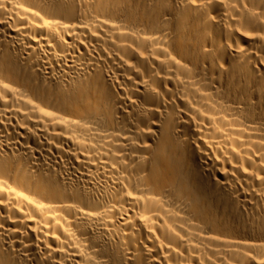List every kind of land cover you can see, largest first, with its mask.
I'll use <instances>...</instances> for the list:
<instances>
[{
    "label": "bare ground",
    "instance_id": "6f19581e",
    "mask_svg": "<svg viewBox=\"0 0 264 264\" xmlns=\"http://www.w3.org/2000/svg\"><path fill=\"white\" fill-rule=\"evenodd\" d=\"M0 264H264V0H0Z\"/></svg>",
    "mask_w": 264,
    "mask_h": 264
}]
</instances>
